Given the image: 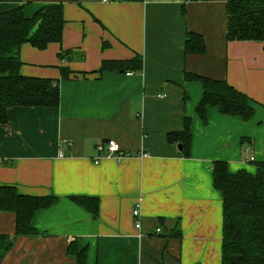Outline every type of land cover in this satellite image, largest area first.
Returning a JSON list of instances; mask_svg holds the SVG:
<instances>
[{
	"label": "crops",
	"instance_id": "0c3cea01",
	"mask_svg": "<svg viewBox=\"0 0 264 264\" xmlns=\"http://www.w3.org/2000/svg\"><path fill=\"white\" fill-rule=\"evenodd\" d=\"M59 4L61 43L41 51L23 44L19 70L57 83L59 104L9 108L0 125V187L58 201L35 212L34 237L14 238L15 215L0 212V235L13 238L0 264H75L66 255L74 241L87 248L85 264H221L213 163L250 175L264 163V42L226 41V0H21L0 3V14L22 7L30 18ZM187 33L202 37L203 54H184ZM134 57L140 71L97 73L103 62ZM186 73L226 81L251 100L254 115L242 121L209 107L203 125L195 113L202 86ZM184 118L189 158L166 141ZM109 140L131 156L94 164L97 143ZM71 197L97 199V218Z\"/></svg>",
	"mask_w": 264,
	"mask_h": 264
},
{
	"label": "trees",
	"instance_id": "16d2710c",
	"mask_svg": "<svg viewBox=\"0 0 264 264\" xmlns=\"http://www.w3.org/2000/svg\"><path fill=\"white\" fill-rule=\"evenodd\" d=\"M140 2L142 0H129ZM205 1V0H189ZM21 0H0V3H20ZM227 42H264V0H226ZM64 19L62 5L44 6L32 17L23 15L22 7L0 14V125L8 122V109L12 107L35 108L57 107L59 90L57 83L49 79L20 75V47L29 44L44 50L51 43L62 41ZM205 44L198 34L187 33L184 42L185 55H201ZM59 58L62 57L60 53ZM142 58L128 61L103 62L97 73L106 71H140ZM62 80L70 76L60 69ZM185 80L202 86V97L195 113L206 124V109L217 108L224 116L248 121L254 115L251 100L224 80H214L195 74H185ZM190 119L184 118L182 130L166 135L168 144L180 146L183 158L190 157ZM256 174L245 171L230 174L225 161L213 163V187L222 194V244L221 264H264V163H256ZM70 200L86 210L93 218L98 216V201L95 198L71 197ZM58 198L48 196H24L11 186L0 187V212L15 215L14 238L34 237L32 227L36 211L49 208ZM170 237H180L172 229ZM13 238L0 235V263L11 250ZM66 255L74 258L75 264H85L87 248L78 241L67 246ZM238 256L235 263L230 258Z\"/></svg>",
	"mask_w": 264,
	"mask_h": 264
},
{
	"label": "built area",
	"instance_id": "2783aa9c",
	"mask_svg": "<svg viewBox=\"0 0 264 264\" xmlns=\"http://www.w3.org/2000/svg\"><path fill=\"white\" fill-rule=\"evenodd\" d=\"M102 1L105 2V0ZM95 150L98 153L99 157H97L93 161L94 164H97L100 159H114L116 161H121L124 159H128L131 156L130 153H127L126 151L121 149V147L115 141H111V140L105 143L103 142L97 143ZM59 156H63V155L60 154ZM132 218L135 229L139 231L141 227V221H140L141 213L139 210V205H136L134 210L132 211ZM160 231L161 230L159 228L156 229L157 234H159Z\"/></svg>",
	"mask_w": 264,
	"mask_h": 264
},
{
	"label": "water",
	"instance_id": "95a60500",
	"mask_svg": "<svg viewBox=\"0 0 264 264\" xmlns=\"http://www.w3.org/2000/svg\"><path fill=\"white\" fill-rule=\"evenodd\" d=\"M178 149L180 150V146L178 147ZM238 258H239L238 256H232L230 258L231 263H235Z\"/></svg>",
	"mask_w": 264,
	"mask_h": 264
}]
</instances>
